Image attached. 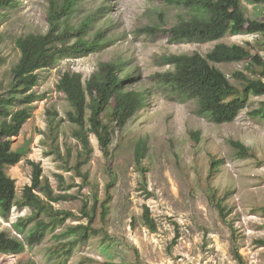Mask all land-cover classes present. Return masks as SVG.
Listing matches in <instances>:
<instances>
[{
  "label": "rangeland",
  "instance_id": "obj_1",
  "mask_svg": "<svg viewBox=\"0 0 264 264\" xmlns=\"http://www.w3.org/2000/svg\"><path fill=\"white\" fill-rule=\"evenodd\" d=\"M13 1L0 8V93L21 57L17 39L47 32L51 3L62 2ZM242 1L249 17L264 20V4ZM179 16L210 20L213 12L201 5L181 9L169 0H76L67 21L79 26L90 19L87 38L101 30L102 45L38 71L32 90L37 99L26 105L32 116L12 139L13 150L24 156L6 167L16 181V197L10 211L0 202V232L20 238L26 248L16 254L0 252V264H57L67 257V264H240L237 252L243 264H264V117L251 113L262 107L264 94L251 95L234 121L216 123L196 100L175 98L156 78L173 69L164 64V56L207 55L218 43L244 45L264 58V33L172 43L167 32L146 31L157 24L171 27ZM110 61L125 63V73H134L131 88L145 92L147 103L114 133L107 157L92 132L89 147L84 146L77 134L80 127L68 116L73 107L58 84L66 72H80L87 80ZM248 63L214 65L241 86L234 72L257 77L246 68ZM141 139L148 148L139 167L135 149ZM233 140L250 152L234 147ZM36 167L42 169V187L27 198L25 188L32 184ZM46 185L59 200L51 201ZM50 205L74 215L48 227L43 240L30 245V235L39 231L37 223L49 221ZM146 207L155 229L143 218ZM79 224L90 225L97 234L85 240L68 232Z\"/></svg>",
  "mask_w": 264,
  "mask_h": 264
},
{
  "label": "trees",
  "instance_id": "obj_2",
  "mask_svg": "<svg viewBox=\"0 0 264 264\" xmlns=\"http://www.w3.org/2000/svg\"><path fill=\"white\" fill-rule=\"evenodd\" d=\"M181 9L203 6L213 12L210 20H188L179 16L171 27L154 25L146 27L147 32L169 33L172 43L216 41L228 34L264 33V20L248 16L242 0H169ZM255 4H264V0H252ZM76 0L52 1L49 11V29L45 33H31L17 39L16 44L21 51L18 63L12 69V80L9 86L0 93V202L2 207L10 211L16 197L15 179L6 172L7 166L19 163L24 152L13 150L12 139L20 134L27 120L32 116L31 104L37 99L32 91L39 82L38 71L53 66L60 58L91 52L102 45L104 34L98 31L93 38H87L90 19H85L79 26L70 24L67 19L74 11ZM14 4L13 0H0V8ZM160 20L164 17L159 12ZM166 25V23L164 24ZM162 25V26H164ZM74 40V41H73ZM164 64L173 69L157 74V80L170 89L173 96L181 100H196L200 111L208 115L216 123L234 121L246 108L251 95L264 94V58L254 54L249 48L240 44L218 43L207 55L200 52L192 54H171L163 57ZM249 60L247 69L255 74L253 77L244 71H236L233 77L241 86L233 83L228 75L214 63H227ZM4 58L0 53V66ZM125 63L104 62L93 75L84 80L80 72H66L61 77L58 87L66 93L73 110L68 113L69 119L80 129L78 137L85 147H89L88 131L94 133L100 141L105 155L109 157L113 135L122 130L130 120L146 106L145 92L131 88L137 80L133 72L125 73ZM18 105L25 107L18 108ZM88 110L90 115L88 117ZM257 117H264V104L251 112ZM109 122L106 123L104 118ZM89 126V127H88ZM233 146L248 154L250 149L240 141H231ZM147 141L141 139L135 149V158L142 167L147 153ZM216 163L212 165V169ZM42 187V169H34L33 182L26 186L25 196H33V190ZM46 192L51 201L60 197L53 195V190L46 185ZM103 204V215H107L109 205ZM49 221L37 223L38 232L32 233L28 239L30 245L41 242L48 227L58 226L73 213L56 210L50 205ZM221 213L224 207L219 204ZM64 214L65 217L63 216ZM143 218L146 224L155 229L156 224L146 207ZM68 232L88 240L97 234L90 225L79 224L70 227ZM26 244L20 238L0 232V252L20 253ZM71 252L70 250L68 251ZM240 264L242 255L237 252ZM67 258L57 264H67ZM30 264V263H28Z\"/></svg>",
  "mask_w": 264,
  "mask_h": 264
}]
</instances>
